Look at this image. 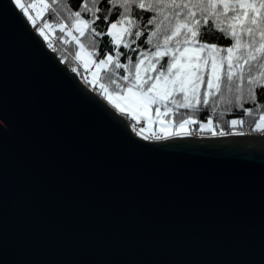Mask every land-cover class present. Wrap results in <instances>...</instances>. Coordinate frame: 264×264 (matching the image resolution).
I'll return each mask as SVG.
<instances>
[{
	"label": "water",
	"instance_id": "obj_1",
	"mask_svg": "<svg viewBox=\"0 0 264 264\" xmlns=\"http://www.w3.org/2000/svg\"><path fill=\"white\" fill-rule=\"evenodd\" d=\"M0 264H264V135L142 139L0 0Z\"/></svg>",
	"mask_w": 264,
	"mask_h": 264
},
{
	"label": "snow or ice",
	"instance_id": "obj_2",
	"mask_svg": "<svg viewBox=\"0 0 264 264\" xmlns=\"http://www.w3.org/2000/svg\"><path fill=\"white\" fill-rule=\"evenodd\" d=\"M15 6L28 15L20 0H15ZM59 7L67 11V23L61 20L59 24L61 32L74 33L77 56L89 65V70L96 69L93 77L99 80L102 74L107 75L108 83L115 85L103 91L106 98L115 100L118 109L126 108L147 122L148 110L154 107L158 121L161 107L168 116L180 108L196 111L200 103H208L209 96L218 95L217 103L241 108L247 116L256 115L244 107L247 99L259 111L252 131H264V107L256 103V90L264 93V0H83L79 11H70L66 5ZM50 10L59 15L58 7ZM136 12L146 25L140 23ZM147 13L155 15L148 18ZM151 25L155 26L152 31L143 30ZM217 30L231 37L230 47L205 42ZM145 34L149 45L156 39L154 50L142 47ZM81 37L90 47L81 42ZM121 57H126L127 63H122ZM165 58L166 63L162 62ZM118 70L122 72L117 77ZM196 123L188 115L179 121V128ZM243 123L227 121L232 128ZM199 126L207 127L203 123ZM161 127L166 129L167 125Z\"/></svg>",
	"mask_w": 264,
	"mask_h": 264
},
{
	"label": "trees",
	"instance_id": "obj_3",
	"mask_svg": "<svg viewBox=\"0 0 264 264\" xmlns=\"http://www.w3.org/2000/svg\"><path fill=\"white\" fill-rule=\"evenodd\" d=\"M25 5H35L37 8L43 5H49V8H43L42 13L34 17L32 21L24 14L21 9H18L25 20L28 22L30 27L34 30V32L39 36L40 39L44 42V44L50 48V45L53 47V53L58 57L60 62L66 66H74L77 67L80 71H86V77H83L84 84L86 87L91 91L97 94L100 98H102L105 102L109 103L108 98H106L105 92L103 91L104 88H107L109 91L115 88V85H110L108 83L107 75L102 74L103 79L97 80L96 78L94 81H90L88 71L85 69L79 62L77 58V52L79 51L77 47L76 41L72 38L73 34L67 33L65 30L64 33L61 32L59 24L61 20H64L67 23V11L63 10L59 6H67V9L70 11H79L80 6L83 3V0H56V4H53V0H22ZM51 7H58L59 15L53 13L50 8ZM135 15L137 18H140V23L146 25V20L140 17V13L136 12ZM148 18H151L155 13H147ZM87 18V17H86ZM158 20L160 17L157 18ZM47 21V24H45ZM154 25L146 26L145 31H152L154 29ZM38 28H42L45 35L39 33ZM97 30H100L99 28ZM63 37V38H62ZM216 37H221V39H216ZM97 39L102 40L105 39L104 37H98ZM142 39L145 43L142 47L146 50H154V45L156 43V39L153 38V43L151 45L147 44V35L145 34ZM81 42L90 47L88 45V41L81 37ZM206 43H215L218 47L226 48L230 47L232 44V40L230 36H224L223 33H220L218 30L215 32L212 39L205 41ZM86 47V51H87ZM121 51H127L125 49H121ZM131 55V53H129ZM93 61H95V57H91ZM122 63H127L126 57H121ZM166 63V58L164 61ZM75 70V69H74ZM96 71V70H95ZM77 72V71H76ZM122 70L117 71V77L120 75ZM84 73V72H83ZM78 76L80 77L79 73L77 72ZM82 75V74H81ZM83 76V75H82ZM116 78V77H114ZM82 79V78H81ZM201 88H206V85H201ZM257 104H260L261 107H264V93H262L261 89H257ZM202 99V97H200ZM219 96L216 97L209 96L208 103L205 105L200 103L196 111H192L190 109L180 108L177 110L175 115L166 116L168 119L173 123V127L179 128V121L188 115H191L195 120L198 121L196 124L192 125H185L184 129H187L189 132H195L199 136H217L220 135V132L223 131L226 134H238V133H248V134H258L264 135V131H252V127L254 126V121L258 119L259 111L251 100L245 99L243 101L244 107L251 108L256 115L247 116L243 114V110L241 108H237L234 105H226L223 102L217 103ZM111 105V104H110ZM112 106V105H111ZM115 110L117 109L115 106H112ZM215 107L216 111L213 112V108ZM163 109V107H161ZM229 108L231 110H229ZM117 111V110H116ZM169 111H171V106L169 107ZM223 113V115H221ZM152 116L155 114V108H152L151 112ZM243 120V125H237L235 128L229 127L227 125V121L230 120ZM209 120L212 121L209 124ZM156 121V119H155ZM203 123L207 125L205 128H200V124ZM153 128L157 129V123H153ZM215 133V134H213Z\"/></svg>",
	"mask_w": 264,
	"mask_h": 264
},
{
	"label": "rangeland",
	"instance_id": "obj_4",
	"mask_svg": "<svg viewBox=\"0 0 264 264\" xmlns=\"http://www.w3.org/2000/svg\"><path fill=\"white\" fill-rule=\"evenodd\" d=\"M12 1L15 4V0H12ZM20 3H21L22 6L25 7V9H26V11L28 13L27 17L28 18L31 17L30 21H32L34 19V17L39 16L42 13V11H43V8L41 6H39L37 8V6L31 5V4L25 5L22 0H20ZM18 9H21V8H18ZM38 31L41 34L43 33L42 35H45L42 28H38ZM50 47H51V45H50ZM48 49H49V47H48ZM77 58H78L80 64L85 69L89 70V65L85 64L80 57L77 56ZM74 69H75V71H77L79 73L80 78H82L81 80L83 81V77H86V75H87L86 71H83L84 75L82 76L81 73H80V70L77 67H74ZM95 70L96 69L93 68V69L88 71L89 79H90L91 82L94 81V79H95V77H93V74H92ZM108 100H109V103L112 106H115V104H116L115 100H113L111 97H108ZM116 110L119 113H129L130 116H132V120L135 121V122H138V124L135 125V126L132 124L133 127H131V128H132L133 132L136 135H138L139 137H141L142 139H144V137L147 136L148 139H146V140L162 141V140H167V139H170V138H173V137H178V136H191V134H192V132L187 131V129H184V128L183 129H177L176 127L174 128L173 127L174 126L173 123L168 119V117H166L167 115L164 113V109H162V108L159 109V120L158 121H157V115H158L157 110L155 109V114L152 116V114H151L152 108H150L148 110V113H147V115L150 117V119H148L147 122H145L142 119L141 116H134V113L130 112L126 108H123V109H118L117 108ZM155 119L157 121L156 122L157 123V129L156 130L152 126L153 125V121H155ZM161 124H166L167 128L166 129L162 128ZM176 132H180V134H175ZM185 132H187L188 134H184ZM156 136H159L160 138L157 139ZM217 136H223V135L220 134V135H217Z\"/></svg>",
	"mask_w": 264,
	"mask_h": 264
},
{
	"label": "built area",
	"instance_id": "obj_5",
	"mask_svg": "<svg viewBox=\"0 0 264 264\" xmlns=\"http://www.w3.org/2000/svg\"><path fill=\"white\" fill-rule=\"evenodd\" d=\"M52 49H54V47H53V45L49 48V50L50 51H52ZM53 52V51H52ZM70 70H72V71H75L74 70V66H69L68 67ZM76 72V71H75ZM77 73V72H76ZM80 73L82 74V75H84V73H83V71H80ZM125 119H126V121L128 122V124L131 126V127H133L132 126V124L135 126V125H137L138 124V122H135V121H133L132 120V116H130V114L129 113H120ZM191 136H194V137H200L198 134H196L195 132H192V134H191Z\"/></svg>",
	"mask_w": 264,
	"mask_h": 264
}]
</instances>
